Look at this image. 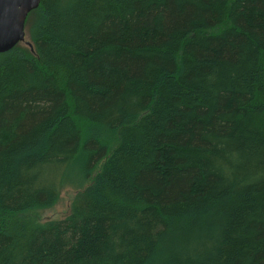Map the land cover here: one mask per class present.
I'll use <instances>...</instances> for the list:
<instances>
[{
  "label": "trees",
  "instance_id": "obj_1",
  "mask_svg": "<svg viewBox=\"0 0 264 264\" xmlns=\"http://www.w3.org/2000/svg\"><path fill=\"white\" fill-rule=\"evenodd\" d=\"M26 34L0 264H264V0H40Z\"/></svg>",
  "mask_w": 264,
  "mask_h": 264
},
{
  "label": "water",
  "instance_id": "obj_2",
  "mask_svg": "<svg viewBox=\"0 0 264 264\" xmlns=\"http://www.w3.org/2000/svg\"><path fill=\"white\" fill-rule=\"evenodd\" d=\"M39 3L40 0H0V53L22 42L32 46L27 39L26 20Z\"/></svg>",
  "mask_w": 264,
  "mask_h": 264
},
{
  "label": "rangeland",
  "instance_id": "obj_3",
  "mask_svg": "<svg viewBox=\"0 0 264 264\" xmlns=\"http://www.w3.org/2000/svg\"><path fill=\"white\" fill-rule=\"evenodd\" d=\"M77 190L76 186L73 184H67L60 194V199L58 203L52 208L43 211V218H63L65 217L70 209V203L74 192Z\"/></svg>",
  "mask_w": 264,
  "mask_h": 264
}]
</instances>
